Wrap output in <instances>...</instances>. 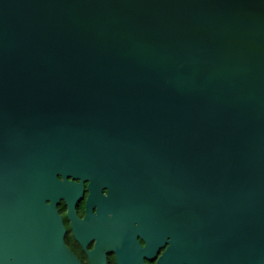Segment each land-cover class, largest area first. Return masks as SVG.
I'll return each mask as SVG.
<instances>
[{"label":"water","instance_id":"1","mask_svg":"<svg viewBox=\"0 0 264 264\" xmlns=\"http://www.w3.org/2000/svg\"><path fill=\"white\" fill-rule=\"evenodd\" d=\"M60 199L89 264H264V0H0V264H81Z\"/></svg>","mask_w":264,"mask_h":264},{"label":"flooded vegetation","instance_id":"2","mask_svg":"<svg viewBox=\"0 0 264 264\" xmlns=\"http://www.w3.org/2000/svg\"><path fill=\"white\" fill-rule=\"evenodd\" d=\"M89 190L87 188V183H84V190L81 198L75 203V211L77 216L82 219L86 213L87 207V196ZM102 193L105 194L106 190L102 189ZM93 213L96 211V205L92 204ZM56 209L58 214L62 218V223L64 225L65 231L63 235L64 242L69 250L76 256L81 264H89L90 252L95 247L96 240L93 238L84 240L79 239L76 236L74 228L71 225V220L68 217V206L64 199H60L56 204ZM139 245L145 247L146 240L143 236L137 232L135 235ZM169 238L167 234H164V239L160 242L150 241L148 245L147 252L143 254V262L145 264H156L158 258L167 250L169 244ZM105 260L106 264H117L116 262V253L112 250L105 251Z\"/></svg>","mask_w":264,"mask_h":264}]
</instances>
